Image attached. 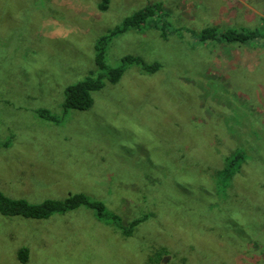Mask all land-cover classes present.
<instances>
[{"label": "rangeland", "instance_id": "obj_1", "mask_svg": "<svg viewBox=\"0 0 264 264\" xmlns=\"http://www.w3.org/2000/svg\"><path fill=\"white\" fill-rule=\"evenodd\" d=\"M100 1L0 0V192L83 193L122 225L146 218L124 235L84 205L0 213V264H152L156 250L155 264H264V40L199 38L264 33V0ZM154 2L164 14L102 43L107 68L138 60L87 109L63 111L64 88L95 69L96 41ZM240 148L230 184L214 178Z\"/></svg>", "mask_w": 264, "mask_h": 264}, {"label": "trees", "instance_id": "obj_2", "mask_svg": "<svg viewBox=\"0 0 264 264\" xmlns=\"http://www.w3.org/2000/svg\"><path fill=\"white\" fill-rule=\"evenodd\" d=\"M108 0H101L99 4L100 9H106ZM162 11V5L160 2H154L148 4L141 9L134 11L132 14L126 16L120 25L111 29L107 34L102 35L94 46V64L95 69L90 70L89 73L82 79L75 83L69 84L64 88V100L61 104L62 110L67 111L68 109H87L92 104L91 92L98 90L103 85V79H107L109 82H116L124 71V65L128 62L138 60L135 57H131L128 54L123 55L120 60L121 64L115 67L107 68L104 62V48L103 42L108 40L114 34L124 31L128 28L139 27L146 20L155 17L159 14H164ZM200 40L220 38L227 43H245L250 40L262 39L264 40V33L259 30L244 29H226L217 31L215 27H206L201 30L199 34ZM159 67V64L154 62L152 65H144V70L155 71ZM105 71V72H104ZM40 116L46 119H53L45 111L39 112ZM245 151L243 149H236L224 156V167L215 172V177H224L230 184L232 176L240 168L241 163L245 159ZM80 205H84L91 209L95 216L99 219H104L106 222L114 224L119 228L124 235H129L132 226L140 222L146 216L134 218L128 225H122L119 221L118 216L108 213L105 211V207L101 201L88 198L83 193H72L65 198H47L40 203H31L23 198H10L0 192V213L13 216L20 215L25 218L43 219L48 218L53 213H65L66 211L77 208ZM162 251H154L150 257L152 258V264L159 261L161 258ZM18 256L22 260L21 263L26 261L25 249L18 251Z\"/></svg>", "mask_w": 264, "mask_h": 264}]
</instances>
